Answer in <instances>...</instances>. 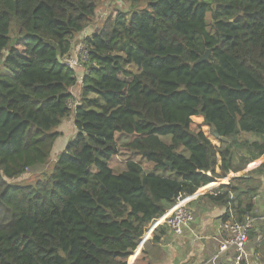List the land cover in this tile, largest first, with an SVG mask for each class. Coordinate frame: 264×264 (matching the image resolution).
<instances>
[{
  "label": "trees",
  "instance_id": "1",
  "mask_svg": "<svg viewBox=\"0 0 264 264\" xmlns=\"http://www.w3.org/2000/svg\"><path fill=\"white\" fill-rule=\"evenodd\" d=\"M100 1L0 0V264H128L178 202L264 155V0H121L127 9L83 39L79 84L62 58ZM70 117L76 134L54 158ZM116 136L132 138L119 170ZM263 171L203 196L226 209L220 223L260 218L248 233L260 254L250 174ZM166 233L157 227L134 264H156L162 251L149 249ZM225 254L200 264H237Z\"/></svg>",
  "mask_w": 264,
  "mask_h": 264
},
{
  "label": "crops",
  "instance_id": "2",
  "mask_svg": "<svg viewBox=\"0 0 264 264\" xmlns=\"http://www.w3.org/2000/svg\"><path fill=\"white\" fill-rule=\"evenodd\" d=\"M83 68L84 67L81 65L79 68L74 70L75 77L77 78L79 84H81L84 71ZM79 92L80 86H76L71 89V94L73 98L75 97L73 99L74 101L71 100L72 106L74 107L77 104L76 99H78ZM57 132L60 133L59 138L66 136L69 141L72 140L74 138L73 136L76 134L73 117H70L69 119L62 122L61 126L57 129ZM56 155L57 154L55 153L53 154V156ZM241 155L246 158L244 153L241 152ZM260 164L264 165V155H262L256 161L249 163L240 173L234 174L230 172L225 178H223L224 180L222 179L217 181V183L209 184L198 190L193 196L180 202V205H186L188 209L192 210L195 216V223L190 226L189 230H185L182 236H174L172 234L166 233V235L160 238V243L158 245L155 244L151 246L149 249V254L151 257L155 250L162 251L160 257L156 255V264H200L206 260H208L207 262H211L214 256L212 255L209 258L208 248L212 243H218L220 245L224 238L223 233L219 230V224L220 218L224 215L226 209L224 207L212 205L210 202L204 199L203 196L213 193V191L221 185H227L233 178L240 177L243 174L253 171ZM250 177L253 178V185L257 189L258 193V197H254L253 201L260 199L263 200V173L260 175L252 173L250 174ZM248 184H251V180L248 182ZM262 207L264 211V205ZM170 211L168 213L166 212L167 214L165 213L160 219H158L157 222L152 225L149 231L142 238L141 243L133 252L128 264H134L137 258L145 252V244L152 239L154 230L162 225V220L170 213ZM229 252L231 251L226 253ZM225 255H223L225 258H230L229 254ZM243 260L247 264H264V254L255 253L252 247H249L248 244L246 258Z\"/></svg>",
  "mask_w": 264,
  "mask_h": 264
},
{
  "label": "built area",
  "instance_id": "3",
  "mask_svg": "<svg viewBox=\"0 0 264 264\" xmlns=\"http://www.w3.org/2000/svg\"><path fill=\"white\" fill-rule=\"evenodd\" d=\"M62 60L63 63L73 71L79 68L82 65V62H85L87 60V50L83 41L75 50L72 49L71 53L68 56L62 58ZM69 107L74 108V106H72L71 100L69 102ZM180 202H178L172 209H170V214L166 215L162 220V225H164L168 229V232L174 236H182L183 232L185 230H189L190 226L195 222L194 216L192 215L191 211L187 208L186 205L179 206ZM262 218L264 219V217ZM258 220H260V218H248L243 223H239L233 220L225 223H220L219 230L222 233L229 234V237L221 242L219 246V253L212 258L211 263H215L219 256L228 251H231L234 254L235 262L237 264L240 261H244L243 259L246 258L247 254L248 233L251 230L252 226Z\"/></svg>",
  "mask_w": 264,
  "mask_h": 264
},
{
  "label": "rangeland",
  "instance_id": "4",
  "mask_svg": "<svg viewBox=\"0 0 264 264\" xmlns=\"http://www.w3.org/2000/svg\"><path fill=\"white\" fill-rule=\"evenodd\" d=\"M127 7L128 6L125 3H123L121 0H102V1H100L97 5V9H96V12H95V15L93 17L92 22L85 29V31L82 32V35H80V36L78 35L73 39L72 49L75 50L78 47V45L83 41L84 38H86V37L90 36L91 34L97 32L98 29L100 30L101 27L103 26L105 19L108 18L111 14H113L114 10H116V9L126 10ZM193 122L196 125L200 126L202 131L206 135H208L209 130L207 127L202 125V118H193ZM242 137L246 138V136H242ZM209 139L213 143L217 144V142L214 141V138L212 136H209ZM247 139L250 140L251 138H247ZM131 140H132L131 137L129 138V137H125V136H116V142L118 145V155L111 163L114 169H118V170L122 169L124 167L125 160L127 158L131 157V153L128 152L127 149L124 148V145ZM68 141L69 140L66 136H63V137L59 138L58 140H56L54 147H53V154L54 153L55 154L60 153ZM53 157L55 158V156H53ZM239 163L241 164V157L240 156L237 159V164H239ZM111 164H110V166H111ZM144 167L146 169H149L150 166L149 167L144 166ZM45 169H46V167H37L35 169H32V170H30V173L22 176L19 180H21L23 178H28L29 174H31L32 172L33 173H40V172L44 171ZM260 202H261V200H255L253 202L254 206L257 209L256 210L257 213H255L257 216L258 215H264V211L259 208ZM179 206H182V204L181 205L179 204ZM162 223H163V221H162Z\"/></svg>",
  "mask_w": 264,
  "mask_h": 264
},
{
  "label": "water",
  "instance_id": "5",
  "mask_svg": "<svg viewBox=\"0 0 264 264\" xmlns=\"http://www.w3.org/2000/svg\"><path fill=\"white\" fill-rule=\"evenodd\" d=\"M211 56V49H207L200 57L199 59L195 62L196 64L201 63V62H206L208 61L209 57ZM214 137L217 138L218 135L215 133Z\"/></svg>",
  "mask_w": 264,
  "mask_h": 264
}]
</instances>
